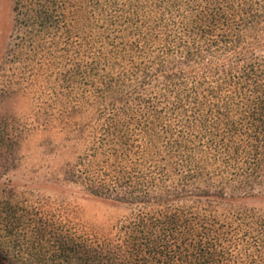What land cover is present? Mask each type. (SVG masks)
Here are the masks:
<instances>
[{"label":"trees","instance_id":"1","mask_svg":"<svg viewBox=\"0 0 264 264\" xmlns=\"http://www.w3.org/2000/svg\"><path fill=\"white\" fill-rule=\"evenodd\" d=\"M11 2L0 80L31 101L63 181L117 215L0 201L1 259L264 264V0Z\"/></svg>","mask_w":264,"mask_h":264},{"label":"rangeland","instance_id":"2","mask_svg":"<svg viewBox=\"0 0 264 264\" xmlns=\"http://www.w3.org/2000/svg\"><path fill=\"white\" fill-rule=\"evenodd\" d=\"M11 19V0H0V55ZM30 106L28 98L9 86L8 78L0 80V201L26 208L40 217L48 214L56 220L67 217L73 223L113 220L117 213L108 203L63 181L65 157L58 151L49 150L45 131H30ZM10 132L18 134L19 145L14 146L11 138L7 139ZM257 204L264 207V199ZM6 233L1 222L0 241L6 238ZM20 234V229H16L14 236L10 237L13 240L10 252L14 258L25 255L23 252L27 248ZM0 264L7 263L0 257Z\"/></svg>","mask_w":264,"mask_h":264}]
</instances>
